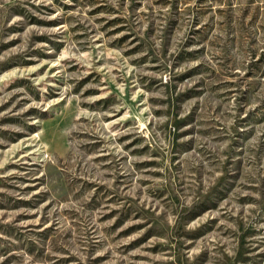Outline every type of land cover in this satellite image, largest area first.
Segmentation results:
<instances>
[{"label":"rangeland","instance_id":"374dc122","mask_svg":"<svg viewBox=\"0 0 264 264\" xmlns=\"http://www.w3.org/2000/svg\"><path fill=\"white\" fill-rule=\"evenodd\" d=\"M0 264H264V0H0Z\"/></svg>","mask_w":264,"mask_h":264}]
</instances>
